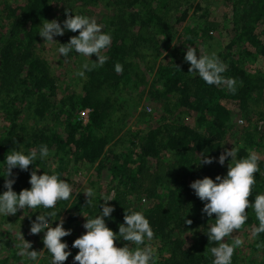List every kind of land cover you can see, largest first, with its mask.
<instances>
[{
	"label": "trees",
	"instance_id": "1",
	"mask_svg": "<svg viewBox=\"0 0 264 264\" xmlns=\"http://www.w3.org/2000/svg\"><path fill=\"white\" fill-rule=\"evenodd\" d=\"M50 1L26 0L6 15L11 18L10 27L0 28V194L7 190L4 187L6 156L13 151L28 155L31 152L28 147L39 153L40 146L46 145L50 153L47 158L38 156L26 171L14 168L9 178L14 179L13 190L17 193L31 188L29 181L34 169L38 175L58 174L71 185V198L58 201L54 209H23L26 222L29 218L36 219L40 214L55 211L57 215L50 219L54 223L63 212L60 219H63V227L71 230L70 235L62 238L71 252L64 264H77L74 256L79 251L72 247L78 235L73 233L70 223L76 219L85 223L83 214L95 218L102 212L101 189L107 195L112 189L114 200L108 204L114 211L104 219L114 232L118 233L119 225L124 222L125 211L142 212L149 220L153 239L161 242L157 245L159 259L156 264H212L214 257L210 249L218 244L208 241L207 232L215 223V215L210 218L202 212L205 201L196 196L190 184L203 179L205 170L212 169L217 175L226 176L231 157L220 167L219 156L227 131L237 132L234 125L239 115L234 113L244 111L242 115L249 123L247 127H241L234 142V146L243 145L237 159L246 158L248 149L258 148L264 153V135L259 134L257 128L258 121L264 118V106L259 105L254 121L251 115L254 109H248L251 101L264 103V0H222L229 6L235 33L226 41L225 48L215 55L226 65L222 75L236 80L235 93L225 85L207 84L198 73L188 72V62L181 64L168 53L166 61L156 64L155 78L148 89L150 98L164 99V104L157 108L160 124L148 130H132L128 142L124 134H118L121 125L113 122L116 111L122 108L113 93H118L122 81L138 86L143 73L154 70L156 52L144 58L140 46L153 51L159 48V40L163 37L171 40L174 22L188 15L193 0H110L109 4L114 5L116 12L106 16L108 23L101 19L104 22L102 31L112 38L110 46L102 52L108 57L107 61L102 67L85 70L88 77L81 92L72 91L58 100L51 99L57 89L55 75L48 60L36 51L34 42L40 24L51 8ZM52 1L60 2L64 10L69 9L68 14L87 16L86 6L99 0ZM206 12L204 10L202 15ZM198 30L203 36H209L208 26L199 27L194 34L197 35ZM78 34L67 30L60 36L58 45L69 42ZM156 34L161 35L156 37ZM117 63L123 66L121 73L115 71ZM256 63L257 70L254 71L251 66ZM155 83L160 86L155 87ZM18 101L23 104L21 107L16 105ZM234 104L239 110H232ZM86 107L90 109L88 119L82 121L78 111ZM24 111L32 122L23 120L21 113ZM190 117L192 120H185ZM203 156L212 157L213 162L201 164ZM157 157L176 169L177 174L170 182L148 173L147 163ZM93 163L97 177L90 182L96 198L88 205L83 192L74 193L79 183L71 176L80 175L79 165ZM258 164L260 171L255 174L250 202H254L258 194H264V160L260 159ZM103 169L108 172L107 179L100 174ZM96 182L100 185L96 186ZM247 215L243 228L234 233H240L237 237L244 241L243 245L258 252L259 258L246 260V255H240V246L234 251L231 264H264V247L256 246L264 244V233L252 236V230L259 222L253 209H247ZM188 219L192 221L190 225L185 224ZM185 231H190L189 241L182 237ZM224 242L231 243V236ZM115 243L122 247L127 242L117 239ZM148 243L155 246V241L146 238L145 245ZM14 258L20 260L22 256L15 255ZM7 259L1 260L0 264ZM51 259L47 251L39 264H51Z\"/></svg>",
	"mask_w": 264,
	"mask_h": 264
},
{
	"label": "clouds",
	"instance_id": "2",
	"mask_svg": "<svg viewBox=\"0 0 264 264\" xmlns=\"http://www.w3.org/2000/svg\"><path fill=\"white\" fill-rule=\"evenodd\" d=\"M66 14L68 9L65 10ZM65 30L78 32L73 35L69 42L61 44L58 52L67 56L71 50L78 54L91 58L93 54L98 57L91 65L85 61L82 68L91 71L94 68L102 67L108 57L102 52L111 44V35L102 31V25L98 24L95 18L86 15H67V19L61 24L53 19L45 20L40 31L41 37L47 42H53L54 36L64 35ZM185 61L190 64L189 73L199 75V77L209 85H225L232 93L236 91V80L226 78L222 75L226 71V65L219 60L215 53L211 55H197L195 48L188 46ZM115 71L121 73L123 66L119 63L115 65ZM84 77L85 71L76 73ZM239 147L233 146L226 149L219 156V163L223 165L227 157H231L228 164L226 176L217 175L215 180L205 176L203 179H196L191 182L190 187L196 196L205 201L202 212L208 217L215 215V223L211 225L207 232L208 241L216 242L218 246L210 249L214 257L212 264H231L232 257L236 248L243 245L244 241L236 237L231 243L224 242L225 238L231 236L234 231L240 230L245 225L248 215L247 209H253L259 224L252 230V236L256 237L264 233V194H258L254 202H250L253 186L256 183L255 174L260 171L258 161L260 156L248 149L246 158L237 159ZM50 155L48 147L41 145L39 153L33 149L28 155L20 151H13L5 158V184L7 189L0 194V215H15L19 210L31 209H54L57 202L67 201L71 198L72 187L65 180L59 178L58 174L38 175L34 169L30 175L31 188L22 189L19 193L13 190L14 179L12 170L19 168L28 170L29 166L37 160L45 159ZM213 158L203 156L201 164H211ZM87 204L92 205L96 198L94 189L85 190ZM103 200L102 212L95 218H86L83 227L87 230L84 234L73 241L72 247L79 249L74 256L77 264H156L158 256L156 249L151 244L145 245V239L151 241L154 232L149 220L142 212L132 211L124 214V222L119 225L118 233L114 232L105 223V217H110L114 207L108 201L114 200L112 195L101 194ZM55 211L40 214L32 222L30 233L35 235L44 232V248L51 254V264H64L71 255L67 243L62 241L63 237L71 234L70 229L63 227V219L55 227L51 226V217L56 216ZM190 219L185 220V224L190 225ZM46 230V231H45ZM122 239L126 243L123 247H117L115 241ZM20 243L15 247L19 250L18 255L30 261H36L39 253L31 250L32 244L25 240L21 234ZM135 245L136 247H132ZM143 246V247H141ZM257 248L264 247L258 243Z\"/></svg>",
	"mask_w": 264,
	"mask_h": 264
},
{
	"label": "rangeland",
	"instance_id": "3",
	"mask_svg": "<svg viewBox=\"0 0 264 264\" xmlns=\"http://www.w3.org/2000/svg\"><path fill=\"white\" fill-rule=\"evenodd\" d=\"M109 1L110 0H99L95 4L86 6L87 16L90 18H95L98 24L102 25L104 23L103 21H101V19H105V22L108 23L106 16H112L114 12H116L114 5L109 4ZM25 2L26 0H0V28L6 30L10 27L9 25L11 18H7L6 15L9 13L10 9L17 7V5L19 4H24ZM50 4L51 8L45 16V19H43V21L41 22L40 29L45 20L51 21L53 19L57 20L61 24V27H63V22L67 18L68 13L66 14V11L62 8L60 2L51 0ZM204 10H207V12L206 14L202 15ZM204 24L209 28V36H203L202 32L199 30L197 35L194 34L199 27H205ZM173 26V37L171 38V40H167L164 37L159 40V48H156L152 51V49L147 48V46H140L143 49L144 58H147L146 56L148 55H150L149 57H151L152 54L156 52V62L153 66L154 70H151L150 72H144L141 76L142 78L138 80V86L130 84L128 81H122L118 87V93H113L115 96L117 95V97L119 98V102H121L122 104V108L116 111L114 117L115 120L113 122L121 125L118 134H124L125 141L127 140V137H129V134L132 130H148L151 127H155L160 124L161 118L159 117L157 108L161 107L164 104V99H158V101L154 100L150 98L151 95L148 93V89L152 87L151 85L155 78L154 72L157 63L166 61V55L168 53H171V56L175 57L177 62L186 64L187 62L183 59V56L186 55L188 46L195 48L198 56L203 54H216L219 49L222 50L225 48L224 45L226 41L230 37L234 36L235 33L232 29L233 22L230 19L229 6L222 0H193L192 6L189 7L188 15L180 21H175ZM66 31L67 30H65V32ZM160 35L161 34H156V37H160ZM59 38L60 36H54L53 42H47L38 34L36 40L34 41L36 45V51L48 60L52 73L55 75L57 89L55 95L51 96V99L54 100H58L65 95H69L72 91L75 93L81 92L83 83L87 80L88 76L86 72L84 77H80L76 73L82 70L85 71L82 68V65L85 61L90 64L91 62L93 63L98 59L95 54H93L91 58H88L81 54H78L76 51L72 52L71 55H61L58 52L59 47H61L58 45ZM142 42L145 43L144 40ZM137 57L139 58V55ZM256 66L257 63L252 64L251 66L254 71L257 70ZM154 85L155 87L160 86L159 83H155ZM109 89L110 87H108V90ZM119 93L121 96L119 95ZM16 105H19V107H21V105L23 104L19 103L18 101ZM259 105L260 107H262V105L264 106V103H254V101H251L248 104V109H254L251 112V115H253V121L254 117L256 116V111L259 109ZM231 108L234 111L239 110L236 104H234ZM85 109H88L86 111H88L89 113L90 109L88 107L80 109L78 111V116L82 118V121H84V115L82 114L84 112L81 111H84ZM243 112L244 111L234 113L235 116L239 115L234 125L235 129H237V132H233L232 130L227 131V134L223 141V146L221 148V153H223L226 149H231L234 146L236 138H238L240 135L241 127L245 128L247 127V125H249L247 120H245L244 116L242 115ZM21 114L23 120L27 121V113L24 111ZM185 120H192V118H185ZM28 121L32 122L31 119H29ZM250 127L252 128L251 125ZM257 128L260 131L259 134L264 135V118L258 121ZM27 149L32 151L33 147H28ZM252 150L260 156L261 160H264V153H260L258 148H253ZM79 166H81V168L78 169V173L82 171L80 175L77 174L76 176H71V179L74 182L79 183L78 189L74 193H76L78 190L84 193L87 188L92 187L90 181L96 179L97 177L95 175V172L93 171L95 163L91 164L90 166H84L83 164ZM147 166L150 167L148 173L151 177L157 175L158 177H160V179L166 182H170L174 175L177 174L176 169L172 167L171 164H168L167 162L162 160V158L160 157L150 159V162L147 163ZM219 166L221 167L220 163ZM70 167L71 165L69 164V168ZM205 171H207L205 176L215 180L216 175L218 174L217 172H214L212 169ZM100 174L102 177L105 176V179L108 178V172L106 169H103ZM196 175L199 176L198 173ZM95 185L99 186L100 183L96 182ZM111 193L112 189H110L108 195H112ZM99 194H104V191L101 189ZM19 211L20 212H17L15 215H9L7 217L4 215H0V261L8 257L7 261H4L3 264H23L24 262H26L27 264H39L43 255L47 253V249L44 248L43 244L44 232L35 235L31 234L30 228L32 222L35 221V218H29V221L26 222L27 220L26 218H24L26 216V213L23 212V209ZM62 214L63 212L55 219L54 223H51L52 227H55L60 223ZM78 221L79 220L77 219L73 220L71 221L70 225L73 233H75L79 237L87 230L83 227L84 221ZM21 234L24 236L25 240L31 242L32 248L30 249V251H38L39 257L36 261H30L25 257H22L20 260H14L15 255H18L17 253L19 251L15 247V245L20 243L19 236ZM238 234L233 233L231 235V240L236 238ZM182 237H185L184 239L189 241L191 239L190 231H185L184 233H182ZM151 241H155L154 248L156 249L157 253V245L161 242L158 241V239H152ZM63 242L67 243L66 240H63ZM150 244L151 246L153 245L152 243ZM240 255L243 257L244 255H246V260L259 258V253L256 251L252 252L251 249H248L247 245L241 246Z\"/></svg>",
	"mask_w": 264,
	"mask_h": 264
},
{
	"label": "built area",
	"instance_id": "4",
	"mask_svg": "<svg viewBox=\"0 0 264 264\" xmlns=\"http://www.w3.org/2000/svg\"><path fill=\"white\" fill-rule=\"evenodd\" d=\"M86 110H88V109H85L84 111H81V112H84V113H82L84 115V118H83L84 121H87V119H88V117H87L88 116V111H86Z\"/></svg>",
	"mask_w": 264,
	"mask_h": 264
}]
</instances>
